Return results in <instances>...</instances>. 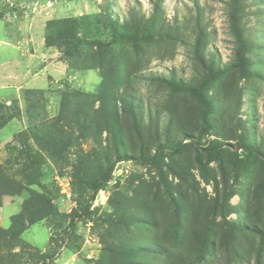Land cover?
I'll use <instances>...</instances> for the list:
<instances>
[{
    "label": "rangeland",
    "instance_id": "rangeland-1",
    "mask_svg": "<svg viewBox=\"0 0 264 264\" xmlns=\"http://www.w3.org/2000/svg\"><path fill=\"white\" fill-rule=\"evenodd\" d=\"M232 2L0 0V14L35 33L48 19L87 15L89 43H102L71 55L50 47L44 60L60 67L46 74L54 88L22 87L0 99V113L16 115L0 127V163L17 180L33 178L29 190L55 209L17 240L0 236V264H255L264 157L249 155L239 139L264 152V0H237L241 37L231 27ZM109 14L132 30L138 20L136 32L149 39L112 42L111 29L94 23ZM235 63L201 87L210 71ZM174 83L201 87L206 104ZM127 95L132 104H121ZM30 128L42 141L56 138L47 144L51 156L32 146L36 156L26 162L16 156L21 146L7 147ZM202 130L198 146L182 139ZM214 141L222 144L216 157L200 149ZM124 153L133 158L114 162ZM152 155L154 163L144 161ZM29 190L0 193V229Z\"/></svg>",
    "mask_w": 264,
    "mask_h": 264
},
{
    "label": "trees",
    "instance_id": "trees-1",
    "mask_svg": "<svg viewBox=\"0 0 264 264\" xmlns=\"http://www.w3.org/2000/svg\"><path fill=\"white\" fill-rule=\"evenodd\" d=\"M95 19L94 23L98 26H102L103 28H110L111 35L110 40L112 42H119L123 40H138L141 38L149 39L148 34H138L136 30L139 29V21L134 22V27L132 30L129 27L128 21L119 22L116 18H112V16L106 15L103 19ZM146 18L143 16L140 17L141 24L146 22ZM47 23L44 26L43 38L44 45L46 47H56L60 49L62 48V52L67 53V55L74 54L79 48L84 47L85 44H92L95 47H99L102 43L100 41H96L95 43H89V39L91 35L86 28L88 24V16L87 15H78L75 17H62V18H51L46 21ZM230 22L232 30L236 37H241V29L239 26V18L237 16V0H233L230 12ZM247 58L244 56L239 57L238 65L245 66L247 64ZM237 64H228L224 65L221 68H217L214 71H210L208 77L202 81L201 87L210 84L213 82L218 76L228 72L229 70L236 68ZM242 68V67H241ZM155 79L162 81L163 78L156 77ZM174 85L178 89H183L186 91L192 92V94L199 99L202 103L206 104V100L201 94V87L199 88H191L185 84H177ZM31 90L26 89L24 91V97L26 101H29ZM37 94V93H36ZM64 96V95H63ZM131 95L123 96L121 100V104L127 102L128 104H132V100L130 99ZM3 105L0 104V108ZM16 117L14 113L2 112L0 113V127L4 126L6 122ZM205 130L199 131L197 135H193L192 133H183L182 139H188L194 145L198 146L199 141L198 138L204 133ZM47 140V141H46ZM46 140L42 141L38 138L37 133H35L34 129L23 130L14 134L12 142L7 146L10 148L11 146L19 145L24 150L18 151L17 158L24 159L28 162L30 159H33L36 156L35 150H32L31 147L35 146L36 149L43 150L47 155L51 156V151L47 149L48 143H54L56 138L49 133L46 137ZM60 141V140H59ZM239 143L245 148L249 155L254 157H264V152L260 151L254 145H249L245 143L242 139H239ZM183 145V141L179 140L173 144L172 152H177ZM31 149V150H30ZM34 149V148H33ZM160 145L157 146L156 152L160 151ZM202 151L205 153L216 157L222 151V144L219 141H214L207 146L200 147ZM34 151V152H33ZM133 156L127 154H117L114 158V162L120 160L131 159ZM145 162L154 163L156 161V156L152 155L146 159ZM19 164V163H18ZM113 163H111L102 174V180H94L92 182V191L93 193L97 192L103 182H106L110 176L111 169ZM21 172L23 173L27 168H29L24 163L21 164ZM8 167L6 164L0 163V193H12L19 194L23 190L28 189L29 186L35 184L33 178H31L28 174L22 175L21 180L15 179V176L10 174L8 171ZM20 172V173H21ZM13 188V189H11ZM1 204V203H0ZM55 212L54 205L51 203L50 197L43 193H36L33 190H29V197L26 198L22 204L20 210L10 216V224L6 229H0V236H7L9 239L17 240L19 235L27 229L28 225L36 222L43 217L50 215ZM248 226H242L241 230L247 229ZM252 233L257 236V245L254 252V263L255 264H264V232L252 227ZM171 264H179L177 261H172ZM180 264H184V262H180Z\"/></svg>",
    "mask_w": 264,
    "mask_h": 264
},
{
    "label": "crops",
    "instance_id": "crops-1",
    "mask_svg": "<svg viewBox=\"0 0 264 264\" xmlns=\"http://www.w3.org/2000/svg\"><path fill=\"white\" fill-rule=\"evenodd\" d=\"M8 14H0V29L7 30L0 34V99L8 101L22 87L54 88L52 79L46 74L54 75L51 71H59L60 67L59 64H54L53 60H44L52 49L44 45L43 28L36 33L32 32V28H23V25L7 17ZM11 29L12 32L9 31ZM15 131L11 132L7 140L11 139Z\"/></svg>",
    "mask_w": 264,
    "mask_h": 264
}]
</instances>
